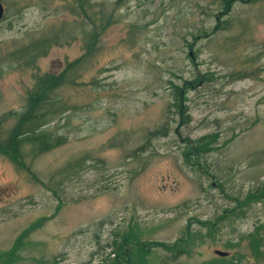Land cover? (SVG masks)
Listing matches in <instances>:
<instances>
[{
	"label": "rangeland",
	"instance_id": "1",
	"mask_svg": "<svg viewBox=\"0 0 264 264\" xmlns=\"http://www.w3.org/2000/svg\"><path fill=\"white\" fill-rule=\"evenodd\" d=\"M0 1L1 115L22 108L34 73L82 53L87 23L72 0ZM222 11L216 0H121L78 82L58 89L68 109L50 125L65 141L26 155L28 168L0 154V264H108L124 247L134 264H264L245 237L258 224L264 237V0ZM60 28L70 42L35 66L3 58ZM215 131V147L188 160L185 140ZM70 160L77 168L59 173ZM188 224L189 251L155 244L184 239Z\"/></svg>",
	"mask_w": 264,
	"mask_h": 264
},
{
	"label": "trees",
	"instance_id": "2",
	"mask_svg": "<svg viewBox=\"0 0 264 264\" xmlns=\"http://www.w3.org/2000/svg\"><path fill=\"white\" fill-rule=\"evenodd\" d=\"M223 6L222 13H227L231 7L233 0H216ZM121 0L115 2V8H107L105 1L96 2L94 0H72L68 3L70 12L81 15L85 19L87 27H84V33L86 40L83 46L82 53L69 61H66L63 69L58 72H42L34 73L32 85L26 89L25 101L20 110L7 111L0 115V154L9 157L16 167L28 168L25 156L37 155L45 152L65 141V136L61 133H55L54 125H50L56 118L60 117L62 113L68 109V104L58 93V89L67 83H77L78 77L77 71L87 63L91 57L95 54L99 47L102 33L112 23L118 21L116 14V7L120 4ZM226 19L222 23H226ZM221 28V25L215 26V28ZM62 28L59 30L45 31L44 33L29 39L27 42L16 45L14 48L6 50L3 53V58L17 62L20 66L33 67L36 64V60L46 55L48 50L53 45H62L69 43L70 39L67 35H61ZM74 38V37H73ZM181 86L176 89V96L179 100L177 104L178 109L182 108L181 101ZM183 106L182 109H184ZM7 115L13 117V122L9 127H4V121L7 119ZM190 116L188 114H182L181 122L189 121ZM163 133L165 130L160 128L151 131L150 133ZM219 133L208 132L196 138H189L185 140L184 154L187 159L194 160L200 159V156L204 151L209 148L215 147L214 143L218 140ZM79 160L68 161L60 170L59 173L65 174L66 172L74 169ZM77 168V167H76ZM255 189L248 191L247 195L238 201L249 202L250 196L255 194ZM260 196V195H259ZM238 206L229 208L231 214L238 215V212L234 211ZM227 211L228 213H230ZM218 217L215 218L217 221ZM262 225L258 224L249 231L245 237L248 241V247H250L252 253L255 256L264 258V237L261 233ZM191 236L189 224L187 225V232L185 238H177L173 243L156 242L155 244L162 245L169 249H175V254H181L189 251L188 242L181 240H187ZM137 243V249H141V245ZM144 245V243H141ZM151 244V243H150ZM170 248V249H171ZM124 253L117 254L112 257V262L108 264H134L132 261L133 254L130 249L124 247ZM146 253V249L144 251ZM222 258H226L225 256ZM230 264H234L232 259L235 256L229 257Z\"/></svg>",
	"mask_w": 264,
	"mask_h": 264
},
{
	"label": "water",
	"instance_id": "3",
	"mask_svg": "<svg viewBox=\"0 0 264 264\" xmlns=\"http://www.w3.org/2000/svg\"><path fill=\"white\" fill-rule=\"evenodd\" d=\"M4 10H5L4 9V5H3L2 1H0V19L2 18L3 14H4ZM216 252L218 254H221V255H225V254L228 253V251H226V250H220V249H217ZM253 264H257V263H253Z\"/></svg>",
	"mask_w": 264,
	"mask_h": 264
}]
</instances>
